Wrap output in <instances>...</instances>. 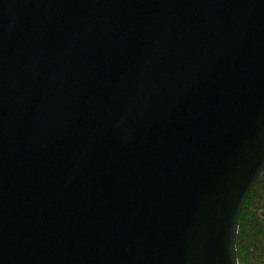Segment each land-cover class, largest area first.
<instances>
[{
    "label": "water",
    "instance_id": "obj_1",
    "mask_svg": "<svg viewBox=\"0 0 264 264\" xmlns=\"http://www.w3.org/2000/svg\"><path fill=\"white\" fill-rule=\"evenodd\" d=\"M264 169V0H0V264H238Z\"/></svg>",
    "mask_w": 264,
    "mask_h": 264
},
{
    "label": "trees",
    "instance_id": "obj_2",
    "mask_svg": "<svg viewBox=\"0 0 264 264\" xmlns=\"http://www.w3.org/2000/svg\"><path fill=\"white\" fill-rule=\"evenodd\" d=\"M236 252L238 264H264V169L242 206Z\"/></svg>",
    "mask_w": 264,
    "mask_h": 264
}]
</instances>
